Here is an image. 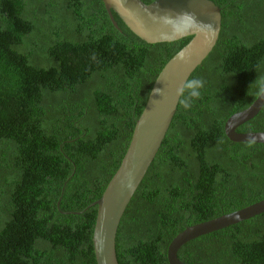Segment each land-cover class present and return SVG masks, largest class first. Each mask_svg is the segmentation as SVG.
Listing matches in <instances>:
<instances>
[{"label":"trees","instance_id":"16d2710c","mask_svg":"<svg viewBox=\"0 0 264 264\" xmlns=\"http://www.w3.org/2000/svg\"><path fill=\"white\" fill-rule=\"evenodd\" d=\"M150 4L155 0H141ZM218 40L190 78L206 81L179 105L127 206L118 264H168L185 228L264 199V145L233 143L229 117L264 77V0H210ZM102 0H0V264H96L92 233L158 74L191 39L148 44ZM238 133H264V106ZM183 264H264V213L196 238Z\"/></svg>","mask_w":264,"mask_h":264},{"label":"water","instance_id":"95a60500","mask_svg":"<svg viewBox=\"0 0 264 264\" xmlns=\"http://www.w3.org/2000/svg\"><path fill=\"white\" fill-rule=\"evenodd\" d=\"M110 22L118 29L112 12L137 37L148 44L171 43L186 37L190 41L162 68L149 92L146 104L135 122L130 142L118 169L109 180L101 197L91 206L97 207L92 233L96 264H118L115 238L121 218L133 195L153 162L172 122L178 104L175 88L189 79L214 48L221 29L220 9L210 0H155L144 4L141 0H102ZM195 17L198 26L190 27ZM211 25V30L207 27ZM184 51L188 62L177 60ZM154 88L164 95L152 94ZM264 103L255 100L247 109L228 118L224 133L233 143L264 145V133H238L239 126L253 119ZM264 213V199L236 212L185 228L167 248L168 264H183L177 257L179 249L212 232Z\"/></svg>","mask_w":264,"mask_h":264},{"label":"clouds","instance_id":"9594fccd","mask_svg":"<svg viewBox=\"0 0 264 264\" xmlns=\"http://www.w3.org/2000/svg\"><path fill=\"white\" fill-rule=\"evenodd\" d=\"M190 17L192 20V23L190 27H197L198 24L195 21V17H192L191 14H185ZM211 30V25L209 24L207 26ZM177 60L180 62L187 63L188 62V56L184 51H181L177 55ZM255 84L256 91H255V97L257 100H260L261 103H264V77L256 78L250 85ZM206 86V81L201 77H193L186 79L183 83L179 84L175 88V98L176 103L183 108L184 110H190L194 103L201 98L202 95V89ZM152 94L156 96H163V90L160 88H154L152 90ZM254 143V138L249 141V145Z\"/></svg>","mask_w":264,"mask_h":264}]
</instances>
